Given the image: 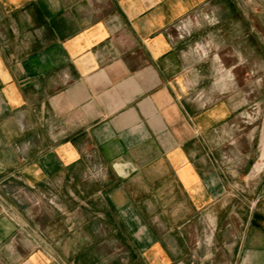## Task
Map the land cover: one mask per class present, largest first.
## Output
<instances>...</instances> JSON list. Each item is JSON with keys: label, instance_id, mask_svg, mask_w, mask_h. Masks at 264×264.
I'll use <instances>...</instances> for the list:
<instances>
[{"label": "crops", "instance_id": "0c3cea01", "mask_svg": "<svg viewBox=\"0 0 264 264\" xmlns=\"http://www.w3.org/2000/svg\"><path fill=\"white\" fill-rule=\"evenodd\" d=\"M0 264H264V0H0Z\"/></svg>", "mask_w": 264, "mask_h": 264}, {"label": "built area", "instance_id": "2783aa9c", "mask_svg": "<svg viewBox=\"0 0 264 264\" xmlns=\"http://www.w3.org/2000/svg\"><path fill=\"white\" fill-rule=\"evenodd\" d=\"M181 28L183 29V31L185 32L186 31V28L184 25L181 24ZM260 114L259 110L257 109V106L254 104L252 107H251V111L249 112V119L252 117V118H255L257 117L258 115ZM247 118V117H246Z\"/></svg>", "mask_w": 264, "mask_h": 264}, {"label": "rangeland", "instance_id": "374dc122", "mask_svg": "<svg viewBox=\"0 0 264 264\" xmlns=\"http://www.w3.org/2000/svg\"><path fill=\"white\" fill-rule=\"evenodd\" d=\"M177 33L180 34V35H184V34H186V31L184 32L183 29L181 28V25H179L177 27Z\"/></svg>", "mask_w": 264, "mask_h": 264}]
</instances>
